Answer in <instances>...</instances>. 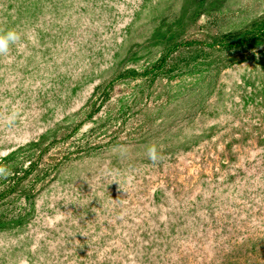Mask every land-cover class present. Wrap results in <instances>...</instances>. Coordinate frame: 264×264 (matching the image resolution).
Here are the masks:
<instances>
[{
  "label": "rangeland",
  "instance_id": "1",
  "mask_svg": "<svg viewBox=\"0 0 264 264\" xmlns=\"http://www.w3.org/2000/svg\"><path fill=\"white\" fill-rule=\"evenodd\" d=\"M0 29V264H264V0H0Z\"/></svg>",
  "mask_w": 264,
  "mask_h": 264
},
{
  "label": "clouds",
  "instance_id": "2",
  "mask_svg": "<svg viewBox=\"0 0 264 264\" xmlns=\"http://www.w3.org/2000/svg\"><path fill=\"white\" fill-rule=\"evenodd\" d=\"M23 35L25 34L16 29H8L7 31L0 29V58H10L11 50L14 46L18 50H23ZM146 157L153 165L159 163L161 160V156L155 145L147 147ZM8 175H10L9 170L4 166H0V178H7Z\"/></svg>",
  "mask_w": 264,
  "mask_h": 264
}]
</instances>
